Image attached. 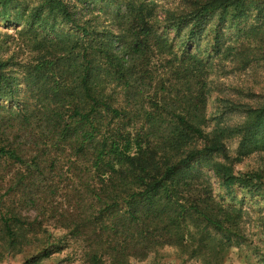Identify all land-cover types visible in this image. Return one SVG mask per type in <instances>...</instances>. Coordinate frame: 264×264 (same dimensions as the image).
Returning <instances> with one entry per match:
<instances>
[{"label": "trees", "instance_id": "obj_1", "mask_svg": "<svg viewBox=\"0 0 264 264\" xmlns=\"http://www.w3.org/2000/svg\"><path fill=\"white\" fill-rule=\"evenodd\" d=\"M98 4L115 32L92 24ZM251 16L264 19V0H0V21L16 28L0 34L2 257L47 258L69 241L80 264L167 247L222 264L243 243L242 213L202 170L227 193L261 187L234 163L264 152V87L208 113L210 66L244 50L222 29ZM250 60L238 52L236 70Z\"/></svg>", "mask_w": 264, "mask_h": 264}, {"label": "rangeland", "instance_id": "obj_2", "mask_svg": "<svg viewBox=\"0 0 264 264\" xmlns=\"http://www.w3.org/2000/svg\"><path fill=\"white\" fill-rule=\"evenodd\" d=\"M27 1L32 6L36 0H19ZM156 1L159 5L168 8L180 7L181 0H150ZM80 9V5L78 6ZM102 6L97 5V10H93L94 17L92 24L97 28L115 32L111 18L103 11L97 12ZM85 11V10H84ZM218 17L214 19V25L209 29L211 31L216 25ZM241 22L238 27L247 28L255 25L258 29L250 33L247 30H242L236 27H223L222 31L225 34L227 45H232L235 49H244L243 51H231L221 61L220 58L212 59L210 66V88L212 90L211 99L208 102V113L214 110L219 105L220 97H232L236 101H242L240 98H234L237 91L246 95L249 91L258 92L264 87V19L249 17L246 22ZM260 28V29H259ZM15 26L8 24L5 26L0 21V34L15 35ZM58 30L64 33H72L69 27L61 26ZM10 48H14V42H10ZM208 48L206 42L203 43L202 49ZM16 51V49L14 50ZM240 52L242 56H248L249 64L242 68L238 66L237 70L234 66L235 55ZM256 54V56H255ZM255 56V57H254ZM21 59V54L18 56ZM25 55L23 54V58ZM226 73V75H225ZM223 90V93L219 91ZM232 122L241 121V117L232 116ZM230 151L236 149V141L228 143ZM233 154H231L232 156ZM235 172L240 173L253 171L260 178L259 189H241L238 186L231 188L228 193L222 188L220 183L207 169L202 170L204 177H209L212 184V189L218 198H222L225 205L232 206L242 213V220L239 223L240 234L243 235V243L229 248L226 259L222 264H264V152L249 156L240 162L234 163ZM58 235L59 233L55 231ZM62 234V233H60ZM218 236V235H216ZM69 243L70 247L63 248L61 252H50L47 258L29 259L27 253L17 255H8L2 257L0 253V264H80V258L74 246L67 241L65 244H60L61 247ZM27 254V255H25ZM130 264H201L200 260L192 259L184 254H181L175 248L161 249L154 257H149L143 261H132Z\"/></svg>", "mask_w": 264, "mask_h": 264}]
</instances>
